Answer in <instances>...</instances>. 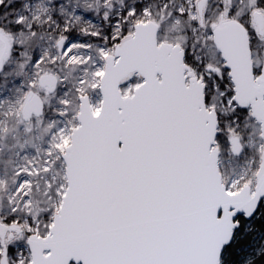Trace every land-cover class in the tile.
<instances>
[{
    "label": "snow or ice",
    "instance_id": "6c2138e0",
    "mask_svg": "<svg viewBox=\"0 0 264 264\" xmlns=\"http://www.w3.org/2000/svg\"><path fill=\"white\" fill-rule=\"evenodd\" d=\"M0 264H264V0H0Z\"/></svg>",
    "mask_w": 264,
    "mask_h": 264
}]
</instances>
